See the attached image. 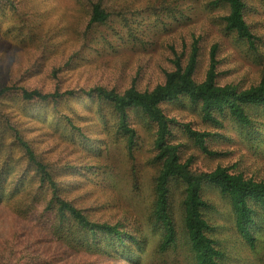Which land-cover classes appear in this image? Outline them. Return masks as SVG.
Masks as SVG:
<instances>
[{"label":"rangeland","instance_id":"rangeland-1","mask_svg":"<svg viewBox=\"0 0 264 264\" xmlns=\"http://www.w3.org/2000/svg\"><path fill=\"white\" fill-rule=\"evenodd\" d=\"M93 1L0 0V89L18 88L0 98V264H195L180 180L170 188L176 241L160 249L162 233L152 215L160 170L156 126L130 111L136 133L130 146L110 104L87 95L96 87L154 88L173 69L172 50L185 56L194 39L200 45L197 82L204 80L217 45V83L240 90L257 85L264 80V0H244L245 19L259 37L254 49L226 29L228 8L221 0H104L108 21L90 26ZM24 89L75 93L26 100ZM162 108L173 121L170 143L194 171L224 166L264 180V106L252 108L250 127L227 114L206 120L186 97ZM184 124L210 134L207 151ZM16 132L48 166L60 196L91 221L118 224L123 240L90 235L51 209L52 191ZM202 194L222 264H264V219L253 226L252 248L235 230L230 203L220 191L205 185Z\"/></svg>","mask_w":264,"mask_h":264},{"label":"trees","instance_id":"trees-1","mask_svg":"<svg viewBox=\"0 0 264 264\" xmlns=\"http://www.w3.org/2000/svg\"><path fill=\"white\" fill-rule=\"evenodd\" d=\"M221 1L228 8V13L224 17L226 29L235 33L252 49L256 48L259 37L252 32L245 19L244 0ZM109 17L110 14L104 7V0H94L89 25L104 24ZM172 55L173 69L167 71L164 82L154 88L142 91L136 86H132L124 92H117L96 87L87 95V99L110 104L118 118V131L127 137L130 146L133 145L136 135L135 130L130 126V111L141 112L156 126L154 145L157 151L156 161L160 163V170L155 182V202L152 215L162 233L160 249L165 250L176 241V228L169 209L170 188L173 181L180 180L184 184L182 201L184 226L195 264H222V252L209 233L210 223L206 218L209 203L203 197V187L210 185L217 188L229 201L235 230L244 242L254 248L253 226L264 219V180L247 178L242 173H233L224 166H218L209 172L194 171L191 161H181L178 146L169 141L173 121L164 112L162 104L186 97L192 104L199 106L206 120L215 121L217 115L227 114L239 125L250 127L252 108L264 106V80L244 90L233 85L218 84V47L213 45L209 53V65L205 78L202 82H197L195 74L200 57L198 39L193 40L190 50L185 56L177 53L175 49L172 50ZM17 89L15 86L0 89V98ZM74 93V91H68L64 94L59 92L44 94L40 90L24 89L22 97L26 100L58 99ZM184 128L189 136L193 137L197 144L207 151L205 139L210 134L196 131L189 124H184ZM15 137L19 145L31 157L32 166L39 175L42 184L50 187L52 197L49 204L62 220H74L78 224L77 227L90 235L104 233L107 236L123 240L124 232L120 230L118 224L91 221L81 209L63 199L48 166L33 155L31 146L23 140L19 132H16ZM2 185L4 188L6 187L4 178ZM126 237L133 239L129 234Z\"/></svg>","mask_w":264,"mask_h":264}]
</instances>
